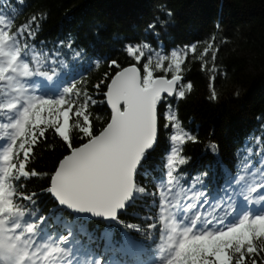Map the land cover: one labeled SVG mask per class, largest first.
Masks as SVG:
<instances>
[{"label":"trees","instance_id":"trees-1","mask_svg":"<svg viewBox=\"0 0 264 264\" xmlns=\"http://www.w3.org/2000/svg\"><path fill=\"white\" fill-rule=\"evenodd\" d=\"M0 16L6 23L12 21L7 31L31 28L30 34L26 31L20 37L22 51L17 63L21 66L11 86L6 78L0 80V105L5 106L0 107V153L12 134L5 125L18 115L16 109L9 110L6 105L24 94L17 91L20 85L28 96L55 100L63 98L66 90L76 84L68 96L74 108L87 106L91 127L98 133L110 113L106 89L97 91L96 85L111 69L102 62L96 66V62L117 59L126 65L129 61L121 50L130 41L147 42L153 64L158 56L166 57L161 69L154 72L157 77H171V70L162 69L175 61L172 52H177L182 77L177 91L184 90L185 97L168 100L166 111L176 115V132L183 130L197 137V142L185 140L184 145H177L181 155L191 162L178 165L171 178L167 161L174 146L172 130L169 136L160 137L138 175L145 193H138V200H133L120 216L121 223L105 225L75 221L45 193L47 177L67 154V146L54 128L45 127L44 137L37 133L28 170L39 175L24 178L23 182L11 181L9 176L6 187L11 181L17 191L14 203L27 212L19 221L21 227L37 226L29 235L33 240L30 248L39 253V264L52 263L55 257L46 259L47 252L60 248L75 259L92 261L102 256L105 264H135L126 259L142 260L152 244L156 249L160 246L156 243V212L166 194L178 189L199 191L203 187L205 194L218 198L228 186V178L237 171V161L241 173L264 164V0H0ZM154 21L160 22L159 36L148 30ZM70 39L75 40L74 49L86 50L80 60L67 48ZM188 45H193L195 52ZM9 50L17 48L9 45ZM23 64H28L30 76L22 75ZM39 75L52 80V90L40 86L36 80ZM188 83L193 85L191 89ZM69 123L71 141L78 146L82 117L78 120L71 112ZM214 143L218 145L216 149H212ZM18 144L19 140L16 148ZM15 162H24L23 153ZM24 194H36V201L22 200ZM127 223L140 231L127 229ZM125 236L140 245V253L121 251L119 245L109 243L110 239L122 241ZM252 246V253L242 249L241 264H252L253 260L264 264V237H254ZM238 257L239 253L232 250L230 264H235Z\"/></svg>","mask_w":264,"mask_h":264},{"label":"snow or ice","instance_id":"snow-or-ice-1","mask_svg":"<svg viewBox=\"0 0 264 264\" xmlns=\"http://www.w3.org/2000/svg\"><path fill=\"white\" fill-rule=\"evenodd\" d=\"M168 15L171 17L172 14ZM11 23V20L6 23L0 16V25L5 26L0 27V80L6 78L10 86L18 67L21 66L17 63L22 51L19 47L20 37L26 35V31L31 33V28L26 30L25 26L15 33L5 30ZM158 23L160 22L154 21L148 25V30L155 36L160 35ZM166 24L167 21L164 22L165 26ZM74 44L75 40L70 39L67 48L76 60H80L85 56L86 50L74 49ZM9 45L16 46L17 50H9ZM187 47L195 52L193 45ZM121 51L129 61L126 65L117 59L96 62V66L102 62L111 69L110 73L105 71L102 83L96 85L97 91L106 89L104 95L111 110L110 119L98 133L91 127L90 116L85 111L87 106L74 108L72 98L68 96L73 93L76 84L66 90L67 94L63 98L55 100L28 96L24 86L20 85L17 91L24 94L16 97L14 102L7 103L6 107L9 110L16 109L18 115L10 124L5 125L12 129V134L7 147L0 153V264H35L34 257L39 255L30 248L33 240L29 235H33L37 226L21 227L19 221L27 212L14 203L13 198L17 196V191L11 181L23 182L24 178L39 175L38 172L28 170V159L37 143V133L44 137L45 127L55 129V133L67 146V154L48 175L49 183L44 191L61 207H67L81 216L121 223L120 210L126 209L128 202L134 200L138 193L146 191L136 183V169L147 164L148 161L144 159L146 150L153 147L160 137L169 136L170 129V139L174 146L167 161L169 178L173 176L178 165L191 162L189 157L181 155V148L177 145H184L185 140L197 142V137L183 130L176 132V115L166 111L169 97H185V91H177L176 88L177 82L182 81L179 74L181 58L177 52H172L175 61L162 69L172 72L171 79H166L154 76V72L161 69L166 57L158 56L153 64L150 45L147 42H126ZM22 67V75L30 76L28 64H23ZM192 87L193 85L188 83L187 88ZM213 98H216L215 94ZM71 112H75L78 120L82 117V123L78 125L82 140L78 146L73 145L70 137ZM217 147V144H212V149ZM20 153H23L24 162L16 163ZM9 176L11 181L7 182L6 187V178ZM21 199L34 203L36 194H24ZM181 216L183 220L172 227L169 233V239H175L176 243L170 246L164 264H230L232 250L239 253L235 264H241L244 259L242 249L246 248L252 253L253 238L264 237V212L254 215L245 213L232 220H227L226 214L218 219L221 227L214 230L208 228L211 220L202 218L195 212H192L191 216L181 212ZM225 224L226 227L223 226ZM124 226L140 231L132 223ZM147 227L151 229L152 224L148 223ZM67 239L65 237L64 242ZM109 243L114 247L119 245L121 251L140 253V245L127 236L122 241L110 239ZM50 257H55L52 264H68L70 259L68 252L63 248L47 252L45 258ZM91 264H105V261L102 256L94 257ZM138 264H141V259ZM252 264H256V261L253 260Z\"/></svg>","mask_w":264,"mask_h":264},{"label":"water","instance_id":"water-1","mask_svg":"<svg viewBox=\"0 0 264 264\" xmlns=\"http://www.w3.org/2000/svg\"><path fill=\"white\" fill-rule=\"evenodd\" d=\"M108 108L110 109V107L108 106ZM111 111V110H110ZM152 148V147H151ZM151 148L150 149H147L146 150V152L145 153H147V152H149L150 150H151ZM137 170V169H136ZM136 172V171H135ZM128 204H129V202H128ZM129 207V205L127 206V208ZM126 208V209H127ZM64 209H67V207H64ZM68 210V209H67ZM70 211V210H69ZM122 210H120V212H121ZM70 212H72V213H74L75 215H77L79 218H84V219H95L94 217H91V216H81L80 214H78L77 212H75V211H70Z\"/></svg>","mask_w":264,"mask_h":264},{"label":"rangeland","instance_id":"rangeland-1","mask_svg":"<svg viewBox=\"0 0 264 264\" xmlns=\"http://www.w3.org/2000/svg\"><path fill=\"white\" fill-rule=\"evenodd\" d=\"M204 218H207L208 220H211L212 221L211 224H213V225L216 224V220H215V217H214V214L213 213H210V214L206 215ZM211 224H209V225H211Z\"/></svg>","mask_w":264,"mask_h":264},{"label":"bare ground","instance_id":"bare-ground-1","mask_svg":"<svg viewBox=\"0 0 264 264\" xmlns=\"http://www.w3.org/2000/svg\"><path fill=\"white\" fill-rule=\"evenodd\" d=\"M135 177H136V183H137V185L141 187L140 180H139L140 177L137 175V173H135ZM137 195H136V198L134 200H138L137 199ZM143 213H146V211H143Z\"/></svg>","mask_w":264,"mask_h":264}]
</instances>
